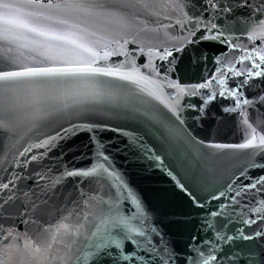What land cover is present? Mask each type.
Returning <instances> with one entry per match:
<instances>
[{
	"label": "water",
	"instance_id": "95a60500",
	"mask_svg": "<svg viewBox=\"0 0 264 264\" xmlns=\"http://www.w3.org/2000/svg\"><path fill=\"white\" fill-rule=\"evenodd\" d=\"M0 264H264V0H0Z\"/></svg>",
	"mask_w": 264,
	"mask_h": 264
}]
</instances>
